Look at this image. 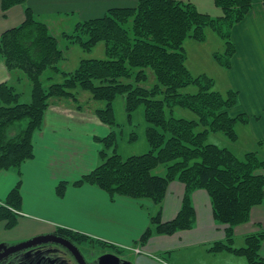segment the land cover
Masks as SVG:
<instances>
[{
    "label": "trees",
    "instance_id": "trees-1",
    "mask_svg": "<svg viewBox=\"0 0 264 264\" xmlns=\"http://www.w3.org/2000/svg\"><path fill=\"white\" fill-rule=\"evenodd\" d=\"M0 1L4 12L25 2ZM214 2L222 12L217 17L201 12L192 1L137 0L133 7H113L102 17L79 22L72 34L63 32L67 49L77 45L91 52L103 42L107 57L82 59L77 69L69 72L61 66L66 52L58 37L28 7L25 21L0 37V57L6 68L20 77L27 76L32 87L31 102L20 103L21 94L15 87L0 84V172L20 168L33 159V136L42 130L46 112L55 101L71 100L79 110L95 105L98 119L115 128L114 102L123 95L129 117L138 107L145 109L149 152L124 159L114 148V130L99 139L104 147L102 164L74 186L92 185L111 197L147 199L159 205L171 182L184 183L186 195L178 216L165 223L160 214L153 218L158 233L166 235L192 228L195 210L191 194L204 189L210 195L216 222L227 227L226 240L215 243L211 251L227 250L245 256L248 264H264V230L247 235L243 247L233 246L235 228L250 220L254 207L264 204V159L257 152H248L240 159L231 150L207 142L211 133L237 141V125L249 123L250 118L235 114L237 91L222 93L209 75H192L184 48L188 38L205 42L210 29L226 46L223 53L214 54L215 60L231 69V58L237 53L233 28L247 18L254 0ZM262 6L264 9V0ZM48 69L53 74L46 80H53L56 74L64 80L46 86L44 73ZM190 87L195 88L194 93L185 92ZM176 107L193 112L196 118L174 117ZM25 120L26 127L15 132V125ZM109 149L113 150L110 156ZM162 165L165 175L154 173ZM67 186L61 182L58 194L63 195ZM19 187L0 207V222L7 221L8 229L17 225L20 215L23 199ZM150 236L148 230L141 243Z\"/></svg>",
    "mask_w": 264,
    "mask_h": 264
},
{
    "label": "crops",
    "instance_id": "crops-1",
    "mask_svg": "<svg viewBox=\"0 0 264 264\" xmlns=\"http://www.w3.org/2000/svg\"><path fill=\"white\" fill-rule=\"evenodd\" d=\"M255 4L246 20L233 29L237 53L226 77L230 90L240 97V111L236 109L235 114L251 117L249 125L264 151V51L259 46V53L261 39L252 30V26H263L264 32V11L261 0ZM26 9L23 2L4 12L0 1V37L25 21ZM19 77L0 59V84L12 85L14 80L20 82ZM91 106L79 110L71 100L55 101L46 112L42 130L33 136V159L20 168L0 172V207L18 185L23 199L17 225L8 229L7 221L0 222V247L62 229L119 250L132 264H248L245 256L211 251L215 243L226 240L227 227L216 222L210 195L204 189L191 194L195 210L192 228L166 235L158 233L153 218L160 214L165 223L178 216L186 195L184 183L171 182L159 205L147 199L111 197L92 185L74 186L102 164L104 147L99 139L115 130L102 123L95 105ZM61 182L68 185L63 195L57 192ZM148 230L151 236L143 244L141 238ZM260 230H264V204L254 207L250 220L235 228L233 246L243 247L246 236ZM261 253L264 257V243Z\"/></svg>",
    "mask_w": 264,
    "mask_h": 264
},
{
    "label": "rangeland",
    "instance_id": "rangeland-1",
    "mask_svg": "<svg viewBox=\"0 0 264 264\" xmlns=\"http://www.w3.org/2000/svg\"><path fill=\"white\" fill-rule=\"evenodd\" d=\"M184 1L194 2L201 12L208 13L213 17H217L222 13L221 10L216 7L214 0ZM262 1L263 0H261V6ZM24 3L27 8L30 7L33 9L34 15L38 20L48 21L50 23L51 33L58 37L60 48L66 52V60L62 62L61 66L64 71L69 72L77 69L82 59L106 58V46L105 43L102 42L91 52H86L77 45L67 49L68 42L64 39L63 32L72 34L79 22L102 17L107 13L110 7H113V5H129V7H133L137 4V0L136 3L135 0H25ZM255 7L256 4L254 0L253 10ZM262 27L263 26H252V30L258 39H261V43L258 44V48L260 46V48L264 51V32L261 30ZM207 35L208 38L205 42H198L190 38L186 39L184 48L188 58L187 66L194 77L201 74H207L215 80V88L217 90L222 93H227L230 90L229 80L226 77L227 70L214 58L215 53H223L225 51V40L220 38L210 29L207 30ZM259 53L262 54L261 51ZM0 59L3 60L1 57ZM231 62H233V58H231ZM52 74L51 69H48L44 73V82L46 86L53 82L58 83L64 80L62 75L57 74L53 75V80H46V78ZM18 80H20V82L14 80L11 84L16 87V91L21 94L20 103H30L32 100V87L29 84V78L27 76H23L19 77ZM185 92L194 93L195 88L190 87ZM98 104L102 106L104 105L103 102H98ZM239 104L240 97L238 105ZM240 107L241 106L237 109L238 112L240 111ZM114 110L116 116L115 131L117 132V140L114 148L117 150V153H119L124 159H127L131 156L143 155L149 152L150 146L146 138V128L148 127V124L145 118L144 107H138L132 113L131 117H129L126 110L125 97L123 95H119L114 102ZM174 117L191 120L195 119L196 115L187 109L176 107L174 109ZM248 117L251 120V117ZM249 124L250 122L247 124L240 123L237 125V141H231L222 133H211L208 136L207 142L216 144L221 148L231 150L240 159H243L245 154L248 152L260 153V157L264 158V151L262 149L263 145L258 141L252 129V125ZM26 125L27 121L25 120L21 123H17L15 126L19 130L25 128ZM15 132H17V130H15ZM112 154L113 150L109 149L107 151V155L110 156ZM159 172L163 175V165L154 170V173L156 174H159Z\"/></svg>",
    "mask_w": 264,
    "mask_h": 264
},
{
    "label": "flooded vegetation",
    "instance_id": "flooded-vegetation-1",
    "mask_svg": "<svg viewBox=\"0 0 264 264\" xmlns=\"http://www.w3.org/2000/svg\"><path fill=\"white\" fill-rule=\"evenodd\" d=\"M42 236L47 237L37 246L16 254H10L14 246L39 236L1 247L0 264H102L107 255L123 258L121 251L84 235L57 230Z\"/></svg>",
    "mask_w": 264,
    "mask_h": 264
},
{
    "label": "water",
    "instance_id": "water-1",
    "mask_svg": "<svg viewBox=\"0 0 264 264\" xmlns=\"http://www.w3.org/2000/svg\"><path fill=\"white\" fill-rule=\"evenodd\" d=\"M45 237H47V236H39V237H36L34 239L23 242L18 246H14V249L11 250L10 254H16L24 248H25V250H27L31 247L37 246L38 243H40L43 240V238H45ZM4 246H7V245H2L1 247H4ZM22 251H24V250H22ZM102 264H132V263L128 260H125L123 258H119V257L114 256V255H107V256H105L104 260L102 261Z\"/></svg>",
    "mask_w": 264,
    "mask_h": 264
},
{
    "label": "built area",
    "instance_id": "built-area-1",
    "mask_svg": "<svg viewBox=\"0 0 264 264\" xmlns=\"http://www.w3.org/2000/svg\"><path fill=\"white\" fill-rule=\"evenodd\" d=\"M137 251H139V250H137Z\"/></svg>",
    "mask_w": 264,
    "mask_h": 264
}]
</instances>
